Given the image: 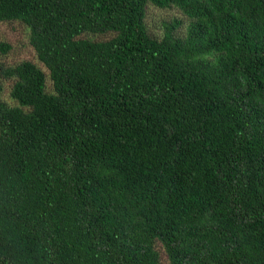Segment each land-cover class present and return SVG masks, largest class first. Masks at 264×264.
<instances>
[{"label":"trees","instance_id":"trees-1","mask_svg":"<svg viewBox=\"0 0 264 264\" xmlns=\"http://www.w3.org/2000/svg\"><path fill=\"white\" fill-rule=\"evenodd\" d=\"M12 21L43 69L0 65V264H264V0H0Z\"/></svg>","mask_w":264,"mask_h":264},{"label":"rangeland","instance_id":"rangeland-1","mask_svg":"<svg viewBox=\"0 0 264 264\" xmlns=\"http://www.w3.org/2000/svg\"><path fill=\"white\" fill-rule=\"evenodd\" d=\"M179 22L175 29V34L183 35L185 33L189 20L180 13L176 8H156L148 6L146 9L145 22L150 33L156 37H161L163 25ZM4 43L9 46L6 53L0 50V65L3 67L15 66L23 61H30L43 69L38 62L36 54L29 44V30L20 22H0V44ZM48 87L50 85L48 83ZM11 81L3 80L2 99L10 105L15 102L10 98ZM161 253V264H169L165 254Z\"/></svg>","mask_w":264,"mask_h":264}]
</instances>
